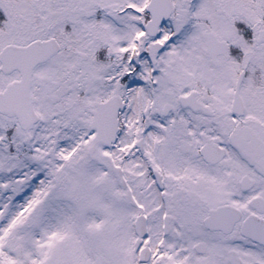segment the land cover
Listing matches in <instances>:
<instances>
[{
	"label": "snow or ice",
	"instance_id": "snow-or-ice-1",
	"mask_svg": "<svg viewBox=\"0 0 264 264\" xmlns=\"http://www.w3.org/2000/svg\"><path fill=\"white\" fill-rule=\"evenodd\" d=\"M0 264H264V0H0Z\"/></svg>",
	"mask_w": 264,
	"mask_h": 264
}]
</instances>
